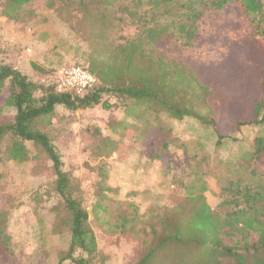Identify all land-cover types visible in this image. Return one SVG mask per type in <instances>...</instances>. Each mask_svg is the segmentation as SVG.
Masks as SVG:
<instances>
[{
	"label": "rangeland",
	"instance_id": "rangeland-1",
	"mask_svg": "<svg viewBox=\"0 0 264 264\" xmlns=\"http://www.w3.org/2000/svg\"><path fill=\"white\" fill-rule=\"evenodd\" d=\"M152 1H160L161 8L152 10ZM162 1H119L121 7L111 10L102 25L105 35L121 43L127 39L139 40L142 36L141 47L151 50L150 45L157 42L150 44L143 39L146 36L143 35V29L153 25L154 19L163 9H168L170 17L162 16L157 22L169 26L166 43L160 47L169 57L189 59L202 65L205 70L203 76L207 73L204 80H216L219 85L223 83L226 91L236 88L240 78L246 81L247 86L256 84L260 65H264V56L257 47L259 42L255 40L256 27L247 22L252 16L240 10L238 3L232 2L225 10L213 12L214 7L207 4L210 0H171L165 3L168 6ZM182 6L185 11L182 18L189 24L193 23L195 37L185 38L184 33H179L178 20L183 10L175 8ZM3 10L4 0H0L1 61L5 62L10 57L11 45L6 44L9 42H19L20 51L34 47L39 54L42 50L45 58L43 62L37 60L38 64L35 65L38 68L32 66L36 60H29L33 78L39 83H47V74L57 65L66 62L88 63L91 43L79 36L80 33L71 31L64 22L61 29L63 34L61 30L57 32L54 29L52 35L40 34L38 44H32L29 40L21 41V34L29 32V29L43 23L45 19L51 20L49 13L57 15L47 7L45 0L27 3L17 10L16 19L5 16ZM190 10L201 12L202 17L189 20L192 16ZM114 18L117 23L110 25ZM82 24L87 32L91 30V26L89 28L85 23ZM189 24L187 27L190 28ZM78 28H81V24ZM229 34L237 47L227 42ZM239 41L241 43L237 44ZM2 43L7 47L4 48ZM228 51L231 52L229 60L232 65H225L229 66L230 78L226 76L223 80L224 72L219 71V65L223 64ZM247 57H252L255 69H240ZM233 98L229 96L224 101H232ZM103 99H108L105 106L99 104L75 111L59 107L41 124V129L49 134L61 157L62 168L74 175L80 184L83 205L89 212V222L98 241L99 251L93 264L137 263L139 253L143 250L142 240L108 223L110 220H119L115 214L126 210L127 203L132 204V207L135 204L142 211L148 206L176 205L178 198L201 196L216 213L224 214L237 208L247 187L255 189L264 186V153L258 159L252 154V148L256 145L255 137L264 138V122L234 132L233 122L228 121L226 115L219 117L220 131L231 133L228 138L219 139L213 127L184 118L182 132H178L181 137L176 138L179 145L181 141L183 143L172 148L166 161L161 160L159 166H155L146 155L145 161L141 160L142 163L137 164L134 151H143L147 143L136 142L133 132L123 127L127 125L125 117L138 115L143 107L125 99L124 112L114 97L104 94ZM224 104L220 107L221 113L229 110L236 117L234 108L227 106V102ZM5 113L11 115L14 111L6 110ZM139 134L135 133L137 136ZM26 143L32 152L31 159L23 163L10 161L6 167L7 178L0 188V211H4L8 217L7 231L11 235L13 247V254L0 251V264H74V260L87 255L79 248L70 253V218L56 190L57 174L53 163L33 141ZM104 184L116 189L112 194L105 193L106 196L102 198V206L109 204L111 210L116 212L106 213V219L103 215L95 214L96 193L102 190ZM208 216L216 220V215ZM212 232L213 237H217L220 230L215 226ZM235 234L239 235L237 231L225 235L228 244L236 241ZM258 237L254 231L249 233L251 242L258 240ZM178 252L172 250L169 255L174 256ZM163 257L164 253L161 252L150 264H166L162 261ZM178 257L176 255L172 262L177 261ZM259 257H252L251 264H257Z\"/></svg>",
	"mask_w": 264,
	"mask_h": 264
},
{
	"label": "trees",
	"instance_id": "trees-1",
	"mask_svg": "<svg viewBox=\"0 0 264 264\" xmlns=\"http://www.w3.org/2000/svg\"><path fill=\"white\" fill-rule=\"evenodd\" d=\"M32 1L34 0H4L3 14L16 19L17 10ZM45 1L47 7L54 10L57 15L49 13L51 20L45 19L43 23L51 24L58 32L63 28L64 22L71 31L80 33L79 36L91 43L88 63L66 62L57 65L47 74V83H39L33 78V73L24 72L6 59L5 62L0 60V188L3 180L7 178L6 167L10 161L23 163L31 159L32 152L26 142L33 141L47 154L57 174L56 190L65 203L71 224L70 253L79 248L87 255L74 260V264H93L99 251L98 241L89 222V212L83 205L80 184L74 175L62 168L61 157L49 134L41 129L42 121L54 114L59 107L75 111L99 104L105 106L108 99H103L104 94L114 97L124 112L125 99L130 100L134 105H141L143 109L138 115L125 117L127 125L123 127L124 130L132 131L133 140L136 142L147 143L142 151L143 155L166 161L172 148L183 143L181 141L179 145L176 142V138L181 136L178 132L174 133L170 123L172 119L190 118L199 124L213 127L217 130L219 139L231 135L220 131L219 117L226 115L227 120L233 122V128L236 129L234 132H240L245 126L262 124L264 65H260V73H257L260 83L258 78L256 84L247 86L246 81L240 78L236 88L226 91L225 84L219 85L216 80H204L207 73L203 76L205 70L202 65L189 59L169 57L161 50L166 43L169 26L167 23L157 21L162 16L170 17L168 9H163L154 19V24L143 29V35H146L143 39L148 40L150 44L157 42L150 45L151 50H147L141 47L142 36L139 40L127 39L121 43L105 35L102 25L105 24L111 10L121 7L119 5L121 0ZM169 1L171 0L162 2L165 4ZM232 2L238 3L240 10L252 16L247 22L256 27L255 40L259 42L257 47L264 56V0H210L207 4L214 7L213 12H217L218 9L225 10ZM151 5L154 11L161 8L160 1H152ZM179 8L183 10L181 18L176 19L180 22L179 33H184L185 38L195 37L193 23L189 24L182 18L184 7L175 9ZM189 13L192 14L189 20L194 21L202 17V13L196 10H190ZM82 23L89 28L91 26V30L87 32ZM116 23L117 20L114 18L110 25ZM80 24L81 28H78ZM174 24L176 25V22ZM61 32L63 34L62 30ZM42 33L52 35L49 29L41 31ZM227 38V42L237 47L232 35L229 34ZM239 43L241 42L237 44ZM2 45L6 48L4 43ZM231 52L228 51L223 64L219 65V71L224 72L223 80L226 76L230 78L228 67L232 65L229 60ZM226 63H230L229 66L225 65ZM35 64L38 63H33V68H38ZM65 64L80 65L88 69L97 78L95 85L83 95L58 91L55 72ZM254 67L252 57H247L240 69L253 70ZM229 96H234L233 100L224 101V98ZM224 102L234 108L237 116L239 113L241 115L235 117L229 110L221 113L220 107L226 105ZM6 110H13L14 113L6 114ZM135 133L140 134L137 136ZM133 140L130 141L132 144ZM255 144L252 154L258 159L264 153V138L255 137ZM168 158L170 160V156ZM101 189L104 190H98L96 193L98 199L95 214L103 215L106 219L107 214L116 212L111 210L109 204L103 207L101 201L106 196L105 193L112 194L116 189L109 184L102 185ZM175 204L148 206L139 211L135 204L132 207V204L127 203L126 210L115 214L119 220L108 221L121 232H129L142 240L143 250L139 253L136 264H150L161 252L164 253L162 261L166 264H251V259L255 256H260L257 264H264L263 185L255 189L247 187L242 200L237 203V208L224 214L216 213L201 196L178 198ZM211 214L216 215L215 221L209 218L208 215ZM7 219L4 211H0V251L13 254L12 238L7 231ZM215 226L220 230L217 237H213L212 232ZM234 231H237L240 237L235 234L236 241L228 244L225 235ZM252 231L259 235L258 240L254 242L249 238ZM172 250L180 252L171 256L169 252ZM176 255H179L180 260L178 257L177 261L172 262Z\"/></svg>",
	"mask_w": 264,
	"mask_h": 264
},
{
	"label": "crops",
	"instance_id": "crops-1",
	"mask_svg": "<svg viewBox=\"0 0 264 264\" xmlns=\"http://www.w3.org/2000/svg\"><path fill=\"white\" fill-rule=\"evenodd\" d=\"M47 29H49L51 33H53V31H54V27L51 24L40 23L39 25L34 26L33 28L29 29V32H25V33L21 34V36L24 39V40L22 39L21 41L29 40V42L32 44H34V43L38 44L41 31L47 30ZM16 43L18 44L17 46H16ZM6 44L8 46L11 45V51H12L10 53V57L8 58L7 62H11L15 67L23 70L24 72L32 74L33 69L29 65V60L31 58H32V60H36L35 62H37V60H39V62H43V60L45 58L44 53H42L43 51L40 50V52L38 54L34 47H31L27 50L20 51L19 49L21 48V46L19 45V42H17V41L16 42H9ZM26 52H30V54L27 55ZM51 61H52V59H51ZM170 123L174 129V133L182 132L183 120L172 119L170 121ZM196 126L198 128L199 125L197 124ZM134 153H136V159L137 160L135 162L137 164L142 163L141 160L145 161V159L147 158L146 155H143L142 151L136 150V151H134ZM151 160H153V162L155 163L154 164L155 166H159V164L161 162L160 160H156V159H151ZM153 162H151V164H153Z\"/></svg>",
	"mask_w": 264,
	"mask_h": 264
},
{
	"label": "built area",
	"instance_id": "built-area-1",
	"mask_svg": "<svg viewBox=\"0 0 264 264\" xmlns=\"http://www.w3.org/2000/svg\"><path fill=\"white\" fill-rule=\"evenodd\" d=\"M55 81L58 91H69L74 95H83L95 85L97 78L83 66L65 64L56 70Z\"/></svg>",
	"mask_w": 264,
	"mask_h": 264
}]
</instances>
